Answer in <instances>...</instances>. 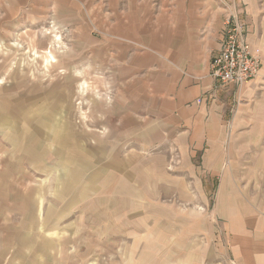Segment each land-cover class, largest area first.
<instances>
[{
  "label": "crops",
  "instance_id": "obj_1",
  "mask_svg": "<svg viewBox=\"0 0 264 264\" xmlns=\"http://www.w3.org/2000/svg\"><path fill=\"white\" fill-rule=\"evenodd\" d=\"M236 3L0 0L1 28L19 24V16L38 24L49 13L64 22L63 9H74L67 18L76 26L73 36L87 41L77 45L76 56L95 72L97 84L101 73H114L113 105L98 110L112 135L116 125L114 146H106L101 168L120 177L122 192H128L123 200L137 202L139 209L154 202L158 210V200L173 197L192 206L182 210L159 203L160 215L169 221L154 227L153 248L168 249L171 264H264V0ZM230 15L243 26L260 61L257 78L240 88L219 86L210 76L211 56ZM11 105L12 97L0 99V112ZM49 111L36 132L47 140L55 136L48 121L56 113ZM57 135L61 144L63 135ZM38 137L12 142L27 145L32 155ZM107 141L91 134L86 149L98 158ZM81 161L74 157L61 165L65 175L73 167L74 191L78 172L88 167Z\"/></svg>",
  "mask_w": 264,
  "mask_h": 264
},
{
  "label": "rangeland",
  "instance_id": "obj_2",
  "mask_svg": "<svg viewBox=\"0 0 264 264\" xmlns=\"http://www.w3.org/2000/svg\"><path fill=\"white\" fill-rule=\"evenodd\" d=\"M212 2L231 7L232 0ZM73 12L63 9L64 22L49 13L34 25L21 21L23 16L17 25H0V38L8 35L0 39V99L12 97L13 103L0 112V264H171L168 249L153 248L154 227L169 221L160 215L159 203L192 206L173 197L158 200V210L154 202L139 209L137 202L123 200L128 192H122L120 177L101 168L106 146H114L116 125L112 135L98 110L113 105L114 73H101L97 84L95 72L76 56L77 45L87 41L73 36L76 26L67 19ZM49 109L56 113L48 121L55 136L47 140L36 132ZM57 134L63 135L61 144ZM91 134L108 140L98 158L86 149ZM29 135L38 137L33 156L27 145L12 142ZM122 148L129 153V144ZM80 156L88 167L78 172L77 193L73 167L65 175L61 165Z\"/></svg>",
  "mask_w": 264,
  "mask_h": 264
},
{
  "label": "built area",
  "instance_id": "obj_3",
  "mask_svg": "<svg viewBox=\"0 0 264 264\" xmlns=\"http://www.w3.org/2000/svg\"><path fill=\"white\" fill-rule=\"evenodd\" d=\"M259 70L260 61L250 51L243 26L235 15H230L224 24L220 46L211 56L210 76L219 86L240 88L256 79Z\"/></svg>",
  "mask_w": 264,
  "mask_h": 264
}]
</instances>
